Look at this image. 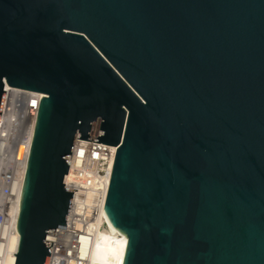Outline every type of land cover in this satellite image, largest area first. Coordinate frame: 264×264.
<instances>
[{"label":"water","instance_id":"1","mask_svg":"<svg viewBox=\"0 0 264 264\" xmlns=\"http://www.w3.org/2000/svg\"><path fill=\"white\" fill-rule=\"evenodd\" d=\"M5 86L42 94L15 264L66 229L74 142L116 146L123 264H264V0H0Z\"/></svg>","mask_w":264,"mask_h":264},{"label":"bare ground","instance_id":"2","mask_svg":"<svg viewBox=\"0 0 264 264\" xmlns=\"http://www.w3.org/2000/svg\"><path fill=\"white\" fill-rule=\"evenodd\" d=\"M5 91L6 96L3 103L2 120L0 121V127H4L0 128V167L4 162L9 161L12 156L13 162H15V168L17 167L18 169L16 168V170L18 171L17 174L15 171L16 177L14 179L16 181H11L12 186L9 185L10 183L8 184L11 188L10 190H6V196H4L5 199L2 203L3 214L8 219L5 218V221L2 222L4 225L1 226L0 230V264H15V255L19 242L16 223L27 157V145L23 140L29 135L28 132L34 128L37 103L43 95L33 92H23L17 89L14 90V88L12 89L9 86H5ZM19 100L21 102H18ZM13 107H18L19 110L17 109V112H12ZM15 127L21 128V138L19 140L20 142H18L17 150L13 152L9 148V144L10 140H12V133H14L13 128ZM30 138H32L31 134ZM10 152L13 155H10ZM101 222L97 221L93 223L83 232L80 239L81 257L86 260L87 264H123L128 242L126 236L118 230L109 232V235L100 233ZM49 240L53 241L51 236ZM54 241L58 246L60 243L58 236L55 237Z\"/></svg>","mask_w":264,"mask_h":264},{"label":"built area","instance_id":"3","mask_svg":"<svg viewBox=\"0 0 264 264\" xmlns=\"http://www.w3.org/2000/svg\"><path fill=\"white\" fill-rule=\"evenodd\" d=\"M40 100L41 98L37 103L36 116ZM20 129L14 132L16 135L11 145L13 152L17 150L18 142H20ZM33 132L34 128L23 140L27 145L26 165L32 142L30 134L33 137ZM116 151V146L75 140L65 186L67 189L76 191L73 192L66 229L58 228L55 230L54 236H48V241L52 243L48 264H87L80 255V239L90 225L102 220ZM55 235L60 240L58 246L54 241ZM50 236L53 241L49 240Z\"/></svg>","mask_w":264,"mask_h":264},{"label":"rangeland","instance_id":"4","mask_svg":"<svg viewBox=\"0 0 264 264\" xmlns=\"http://www.w3.org/2000/svg\"><path fill=\"white\" fill-rule=\"evenodd\" d=\"M13 89V88H12ZM14 90H16V89H14ZM20 91V90H19ZM24 92V91H23ZM36 94V93H35ZM18 102H21L20 100L18 101ZM19 107V106H18ZM16 108V107H13L12 108V112H17L18 110H19V108ZM18 109V110H17ZM7 113H8V111H7ZM15 114V113H14ZM20 124V123H19ZM15 129H17V130H19V128L18 127H15V128H13V130H14V132H15ZM16 130V131H17ZM23 133V132H22ZM13 135H12V140H10V144H9V148H11V145L13 144V136H15V134L14 133H12ZM12 141V142H11ZM11 151V150H10ZM11 154L10 155H13V153L12 152H10ZM10 155H8L9 157H10ZM10 162V163H9ZM14 165V166H13ZM13 167H14V169H13ZM17 168V167H16ZM16 168H15V162H13V159H12V156H11V158L9 159V161L7 160L6 162H4L3 163V165L0 167V230H1V226H3L4 224L2 223V222H4L5 221V218H7L8 219V217H5L4 216V214H3V207H2V203H3V201H4V199H5V197L4 196H6L5 194H6V190H10V188H11V184H12V180H15L16 181V179H14L15 177H16V174H17V171L18 170H16ZM18 169V168H17ZM15 171H16V174H15ZM15 174V175H14ZM14 176V177H13ZM13 178V179H12ZM10 183V184H9ZM11 185L10 187H9V185ZM9 188V189H8ZM7 213H8V210H7Z\"/></svg>","mask_w":264,"mask_h":264}]
</instances>
